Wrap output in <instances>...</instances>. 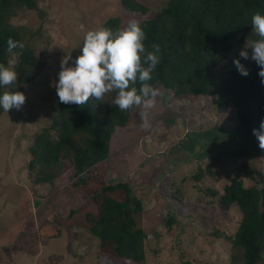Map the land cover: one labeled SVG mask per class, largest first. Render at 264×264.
I'll use <instances>...</instances> for the list:
<instances>
[{"label":"rangeland","instance_id":"1","mask_svg":"<svg viewBox=\"0 0 264 264\" xmlns=\"http://www.w3.org/2000/svg\"><path fill=\"white\" fill-rule=\"evenodd\" d=\"M136 1L146 7L144 13L129 10L122 0H38L32 9L15 7L9 18L10 24L23 27L20 42L25 47L14 53L27 49L35 65L19 74L17 85L4 87L23 92L26 102L8 113L2 108L0 114V264H99L97 239L84 218L94 207L88 204L68 215L81 203L76 192L62 195L61 184L70 171L51 186L36 183L27 164L37 154L31 150L33 135L49 126L55 112L62 58L71 53L69 66H74L86 32L107 18L117 17V30L122 29L130 20L150 18L164 2ZM255 38L253 27L239 33L213 69L215 76L234 66V56ZM159 89L151 126H141L140 108L130 109L125 126L113 132L103 162L105 181L126 182L141 199L133 218L144 234L142 264H240V251L230 241L238 212L233 205L221 209L217 195L207 189L220 194L235 171L244 184H251L250 176L238 161L223 160L212 175L194 178L207 155L232 146V109L219 108L213 96L192 100ZM247 165L264 176V155L249 158ZM112 196L121 199L123 193ZM260 256L257 264H264V251Z\"/></svg>","mask_w":264,"mask_h":264},{"label":"trees","instance_id":"2","mask_svg":"<svg viewBox=\"0 0 264 264\" xmlns=\"http://www.w3.org/2000/svg\"><path fill=\"white\" fill-rule=\"evenodd\" d=\"M37 1L0 0V63L6 64L8 60V38L21 41L23 27L9 23L15 7L32 9ZM122 4L132 11H146L136 0H122ZM256 12L264 15V0H164L150 18L141 22L146 48L152 50L153 44L160 48V61L149 83L172 97L193 100L199 95L213 96L219 108L232 109V146L207 155L206 164L198 167L194 178L212 175V168L223 160L238 161L243 173L250 176L252 182L247 185L235 171L222 185L220 194L207 189L211 195H217L221 209L233 205L238 212L230 241L240 251V264H257L264 251V176L247 165L249 158L264 155L252 131L264 119V84L256 62L245 60L239 53L234 58H239L249 70L248 76H242L235 65L222 68L217 76L213 69L230 51L231 41L253 27L251 18ZM117 23L118 18L111 17L100 27L116 31ZM258 39L256 34L254 40ZM81 52L82 45L78 56ZM248 52L251 57L252 49L248 48ZM18 57L19 74L34 67L35 58L27 49ZM3 92L4 87H0V95ZM115 95L107 93L103 102L90 97L82 107L60 103L57 97L49 126L33 135L31 150L37 154L27 167L34 172L36 183L51 186L65 171H70L61 184L62 195L76 192L81 203L69 209L68 215L88 204L94 207V212L86 211L84 218L97 239L99 264H142L144 234L134 227L133 218L141 210V199L126 182H107L103 178L109 140L130 117L129 110L121 111L115 105ZM1 111L2 107L0 114ZM115 191L123 193L121 199L112 196Z\"/></svg>","mask_w":264,"mask_h":264},{"label":"clouds","instance_id":"3","mask_svg":"<svg viewBox=\"0 0 264 264\" xmlns=\"http://www.w3.org/2000/svg\"><path fill=\"white\" fill-rule=\"evenodd\" d=\"M251 25L259 39L247 43L239 56L256 62L259 66L258 75L264 84V15L254 13ZM145 39V31L135 19L116 31L105 27L88 30L83 39L82 52L75 58L74 66H69L71 53L61 60L59 79L55 84L60 103L82 107L90 97L103 102L107 93L114 92L115 105L121 111L140 108L141 126L149 128L150 112L156 106L157 97L162 95L159 88L149 83L160 61V48L158 44H153L152 50H148ZM24 47V43L8 38L7 52L11 55L6 64L0 63V87L17 85L19 73L16 67L19 59L13 50ZM248 48L252 49L251 57ZM233 63L242 76L249 75V70L239 58H234ZM25 102L26 96L21 91H5L0 95V107L7 113L12 108L19 110ZM252 131L259 148L264 150V119Z\"/></svg>","mask_w":264,"mask_h":264}]
</instances>
